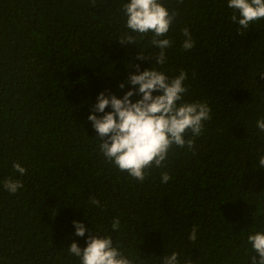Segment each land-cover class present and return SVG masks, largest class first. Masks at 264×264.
I'll return each instance as SVG.
<instances>
[{
	"label": "trees",
	"instance_id": "1",
	"mask_svg": "<svg viewBox=\"0 0 264 264\" xmlns=\"http://www.w3.org/2000/svg\"><path fill=\"white\" fill-rule=\"evenodd\" d=\"M128 2L0 0V264H80L68 247L85 248L89 235L111 236L133 264L173 253L179 264L257 256L248 237L264 232V19L245 30L228 0H159L175 14L161 66L153 34L127 28ZM128 37L133 44L122 45ZM134 65L170 78L186 72L183 102L211 109L199 136L185 134L193 147L172 145L142 182L102 155L88 121L100 93L122 99L131 90ZM9 179L23 184L15 194L3 186ZM73 221L89 229L84 237Z\"/></svg>",
	"mask_w": 264,
	"mask_h": 264
},
{
	"label": "clouds",
	"instance_id": "2",
	"mask_svg": "<svg viewBox=\"0 0 264 264\" xmlns=\"http://www.w3.org/2000/svg\"><path fill=\"white\" fill-rule=\"evenodd\" d=\"M228 7L239 14H233L232 22L238 23L241 29L246 30L250 24L264 19V0H228ZM123 10L128 29L141 35L153 34L151 43L160 50L153 59L162 66L166 61L164 50L172 44L170 39L162 37L169 32L175 14H170L159 0H130L123 5ZM183 35L186 37L183 48L192 49L194 42L187 28L183 30ZM120 43L133 44L131 37L127 38V42L121 40ZM137 59L145 60L147 57L144 53L137 54ZM134 67L136 74H130L127 81L131 90L122 99L100 93L88 121L98 135L102 155L121 172H127L142 182L147 169L163 166L172 145L193 147V139L185 140V134L190 131L193 136H199L203 122L211 119V109L204 102H183L187 92L186 72L180 71L178 76L170 78L163 71L151 68L141 72L139 65ZM119 87L123 90L126 84L121 83ZM135 96L140 98L134 102ZM106 108L111 111L105 112ZM97 113L103 115L98 116ZM257 128L264 131V119L257 121ZM258 163L264 169V156L259 158ZM13 168L20 175L26 173L19 163H14ZM169 179L167 173L161 174L163 183ZM3 186L9 193L15 194L23 184L9 179L4 181ZM90 203L97 207L100 205L95 198H91ZM119 225V218H115L112 229L117 230ZM73 226L78 237H84L89 231L82 222L73 221ZM196 232L194 227L189 236L191 241L196 240ZM248 243L258 256V259L257 256L251 258V264H264V232L249 235ZM86 245L81 249L73 242L68 247L69 253L80 259V264H133L118 247L113 246L111 236L89 235ZM163 264H179L178 254L165 256Z\"/></svg>",
	"mask_w": 264,
	"mask_h": 264
}]
</instances>
